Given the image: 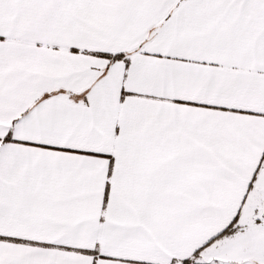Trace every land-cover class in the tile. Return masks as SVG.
I'll return each instance as SVG.
<instances>
[{
    "label": "snow or ice",
    "instance_id": "6c2138e0",
    "mask_svg": "<svg viewBox=\"0 0 264 264\" xmlns=\"http://www.w3.org/2000/svg\"><path fill=\"white\" fill-rule=\"evenodd\" d=\"M0 264H264V0H0Z\"/></svg>",
    "mask_w": 264,
    "mask_h": 264
}]
</instances>
